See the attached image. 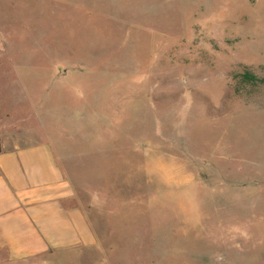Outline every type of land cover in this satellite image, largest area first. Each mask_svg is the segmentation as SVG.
Returning a JSON list of instances; mask_svg holds the SVG:
<instances>
[{
	"label": "rangeland",
	"instance_id": "374dc122",
	"mask_svg": "<svg viewBox=\"0 0 264 264\" xmlns=\"http://www.w3.org/2000/svg\"><path fill=\"white\" fill-rule=\"evenodd\" d=\"M41 141L96 242L0 264H264V0H0V150Z\"/></svg>",
	"mask_w": 264,
	"mask_h": 264
},
{
	"label": "crops",
	"instance_id": "0c3cea01",
	"mask_svg": "<svg viewBox=\"0 0 264 264\" xmlns=\"http://www.w3.org/2000/svg\"><path fill=\"white\" fill-rule=\"evenodd\" d=\"M95 242L49 142L0 150V250L10 260Z\"/></svg>",
	"mask_w": 264,
	"mask_h": 264
},
{
	"label": "trees",
	"instance_id": "16d2710c",
	"mask_svg": "<svg viewBox=\"0 0 264 264\" xmlns=\"http://www.w3.org/2000/svg\"><path fill=\"white\" fill-rule=\"evenodd\" d=\"M242 77V82L247 84H255L258 81H262V79L258 78L256 75H254L250 71H245L240 75Z\"/></svg>",
	"mask_w": 264,
	"mask_h": 264
}]
</instances>
